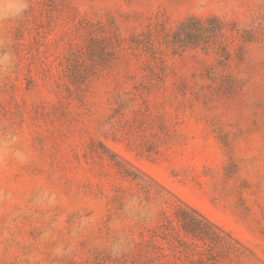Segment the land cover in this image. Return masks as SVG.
Instances as JSON below:
<instances>
[{"label": "rangeland", "instance_id": "1", "mask_svg": "<svg viewBox=\"0 0 264 264\" xmlns=\"http://www.w3.org/2000/svg\"><path fill=\"white\" fill-rule=\"evenodd\" d=\"M0 264H264V0H0Z\"/></svg>", "mask_w": 264, "mask_h": 264}, {"label": "trees", "instance_id": "2", "mask_svg": "<svg viewBox=\"0 0 264 264\" xmlns=\"http://www.w3.org/2000/svg\"><path fill=\"white\" fill-rule=\"evenodd\" d=\"M193 30L189 28L188 25H185V23H182L180 28L177 31V37L180 42L185 43H191L194 41V34L192 32Z\"/></svg>", "mask_w": 264, "mask_h": 264}]
</instances>
